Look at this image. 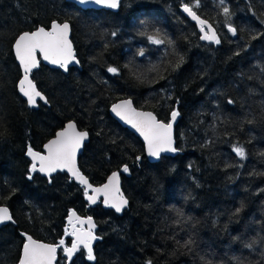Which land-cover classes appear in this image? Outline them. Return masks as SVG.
I'll use <instances>...</instances> for the list:
<instances>
[{
	"label": "trees",
	"instance_id": "obj_1",
	"mask_svg": "<svg viewBox=\"0 0 264 264\" xmlns=\"http://www.w3.org/2000/svg\"><path fill=\"white\" fill-rule=\"evenodd\" d=\"M196 2L184 3L212 24L220 44L200 39L181 0H121L118 12L0 0V206L14 221L0 229V264H18L24 233L70 246L73 211L94 218L99 240L94 263L80 249L72 264H264V0H224L230 17L219 0ZM56 21L71 25L81 67L64 74L42 64L32 78L49 105L33 110L19 93L14 43ZM157 30L172 43L153 44ZM125 99L166 123L179 110L176 156L149 162L141 140L110 115ZM70 121L89 133L79 168L93 186L128 166L122 216L102 203L90 208L67 174L48 180L30 170L28 146L43 152ZM66 262L60 249L57 264Z\"/></svg>",
	"mask_w": 264,
	"mask_h": 264
},
{
	"label": "snow or ice",
	"instance_id": "obj_2",
	"mask_svg": "<svg viewBox=\"0 0 264 264\" xmlns=\"http://www.w3.org/2000/svg\"><path fill=\"white\" fill-rule=\"evenodd\" d=\"M89 0H80V3H88ZM97 5H103L107 8L116 9L120 6V0H93ZM221 5H224V0H219ZM198 0L195 7H198ZM184 11L189 14L192 20L197 21L200 31L203 33L200 36L201 40L209 41L211 43L220 44L221 40L215 28L206 19H202L193 10L192 7L184 5ZM223 15L230 17L229 8L223 6ZM228 31L233 35L236 34V28L230 23L227 25ZM70 25L67 22L51 24L50 30L45 27H38L35 31L24 32L18 36L14 43L15 56L19 60L23 68V78L19 81V91L27 97L29 105L36 106V98L45 99L42 94L36 89L35 84L29 78V74L34 68L39 66L37 53H42L43 59L49 61L54 65H59L65 71L68 70V65L76 60L75 52L72 42L69 39ZM146 34V33H142ZM112 35H116L115 32ZM153 44H171V40L161 37L159 30L153 35L148 36ZM144 55L141 49L138 53ZM78 63V61H76ZM184 62L181 56L174 66V70L179 68ZM128 67V65H125ZM155 70V69H153ZM108 71L114 74L118 73V69L109 67ZM138 79L140 77H137ZM164 78V77H161ZM47 102V101H45ZM232 103V101H229ZM112 111L119 116L126 123L130 124L143 136L147 144V153L150 157L159 158L162 152H176L178 149L174 146L173 138V124L179 116V110L173 109L170 113V121L165 123L159 120L153 112L137 110L132 106L131 99L122 100L120 103L112 106ZM87 131H78L75 122L70 121L61 131L55 134V138L48 141L44 145L46 154L34 151L31 145L27 148V155L32 158L30 170L36 172L37 170L48 174L56 172L57 170H67L72 178L79 182L85 188V195L87 199L93 204L97 202L101 195L104 196L103 203L115 208L117 212L123 210L128 204V200L124 197L119 187L118 172H113L109 177L108 182L102 187H93L89 183L88 178L79 170L76 165L77 153L83 145L84 140L88 137ZM233 150L241 159L246 158V152L242 146L234 145ZM140 157H137L139 160ZM39 164V168H37ZM123 172H129L127 165L123 166ZM31 178V177H29ZM88 190H91L93 195H88ZM240 210L237 209V212ZM13 217L7 207H0V223L5 221H12ZM75 221V222H74ZM14 222V221H13ZM68 224L72 229L66 234L74 237L71 246H66L65 240L61 239L57 244H48L36 239L27 233L22 234L25 237V242L22 247V254L18 264H56L57 251L62 249L68 258H71L81 248L87 252V258L94 260L93 242L97 240L94 233L95 224L91 217L82 219L76 215L75 211L68 217ZM88 225L85 229L77 227ZM192 243L187 241L184 245L187 247ZM255 243V242H253ZM252 247V244L246 245ZM151 264V261L148 262Z\"/></svg>",
	"mask_w": 264,
	"mask_h": 264
},
{
	"label": "water",
	"instance_id": "obj_3",
	"mask_svg": "<svg viewBox=\"0 0 264 264\" xmlns=\"http://www.w3.org/2000/svg\"><path fill=\"white\" fill-rule=\"evenodd\" d=\"M68 2H71V3H74V4H76L78 7H80L81 9H83V10H107V11H111V12H118L119 11V9H120V6L118 7V8H116V9H111V8H107V7H105V6H103V5H97V4H95L94 2H93V0H89V2L88 3H80V0H67ZM183 3H184V0H181ZM120 3H121V0H120ZM184 5H186V4H184ZM184 5H183V7H182V11H183V13L185 14V16L188 18V19H190L193 23H195L197 26H198V23H197V21H194V20H192V18L189 16V14L188 13H186L185 11H184ZM189 6V5H188ZM190 7V6H189ZM57 23H59V22H57ZM68 23V22H67ZM62 24V23H61ZM69 24V23H68ZM70 25V24H69ZM198 28H199V26H198ZM200 29V28H199ZM49 30H50V28H49ZM216 30V29H215ZM216 32H217V30H216ZM202 33V32H201ZM203 34V33H202ZM218 34V33H217ZM69 39L71 40V42H72V28H71V25H70V33H69ZM203 42H206V43H211V42H209V41H205V40H203ZM72 46H73V49H74V52H75V57H76V51H75V48H74V44H73V42H72ZM14 54H15V50H14ZM16 57V56H15ZM17 59V58H16ZM37 59H38V61H39V66L37 67V68H34L32 71H31V73L29 74V78L33 81V83L35 84V86H36V89L42 94V96L45 98V99H41L40 97H37L36 98V106H32V105H29V107L31 108V109H34V110H37V109H39V105L40 104H42V105H44V106H46V105H48V101H47V98L45 97V95L38 89V87H37V85H36V83L34 82V80H33V78H32V76H33V72H35L36 70H38L39 68H40V66H41V64H43V65H45V66H47V67H49V68H51V69H60L64 74H68V71H69V69L70 68H73V67H77V68H80V63H79V60L77 59V57H76V60L75 61H73L72 63H70L69 65H68V70L67 71H65L63 68H61L59 65H54V64H52V63H50L49 61H46V60H44L43 59V55H42V53H37ZM76 61H78V63L76 62ZM17 62H18V64L20 65V62H19V60L17 59ZM20 68H21V71H22V76H23V68H22V66L20 65ZM23 78V77H22ZM18 89H19V86H18ZM19 93H20V95L27 101V97H25L20 91H19ZM45 101H47V102H45ZM122 100H120V101H118V102H116L115 104H117V103H120ZM132 101V100H131ZM28 103V102H27ZM114 105V104H113ZM112 105V106H113ZM112 106H111V108H110V115L122 126V127H124V128H126V129H128L130 132H132L133 134H135L141 141H142V143L144 144V146H145V154H146V157H147V159L149 160V162H151V163H158L159 161H160V159H161V157H163V156H176L177 154H178V151H176V152H162L161 154H160V157L159 158H155V157H150L149 155H148V153H147V144H146V141L144 140V138H143V136L140 134V132H138L135 128H133L130 124H128V123H126L124 120H122L119 116H117L113 111H112ZM132 106L134 107V108H136L135 107V105H134V103H133V101H132ZM137 109V108H136ZM137 110H139V109H137ZM142 111V110H141ZM154 115H156V114H154ZM157 117V116H156ZM158 118V117H157ZM178 121H179V116L177 117V119H176V121H175V123L173 124V138H174V141H175V129H176V126H177V124H178ZM68 124V123H67ZM66 124V125H67ZM66 125H65V127H66ZM77 125V124H76ZM64 127V128H65ZM62 130V129H61ZM60 130V131H61ZM77 130L78 131H83V130H80L79 129V127L77 126ZM59 132V131H58ZM89 134V133H88ZM55 138V136L52 138V139H54ZM89 142V135H88V137H87V139L86 140H84V142H83V145H82V147L80 148V150L78 151V153H77V157H76V165H77V167L79 168V159H80V156L82 155V153H83V150H84V148H85V145L87 144ZM48 143V142H47ZM46 143V144H47ZM45 144V145H46ZM174 146L176 147V144L174 143ZM41 153V152H40ZM41 154H46V149H45V147H44V149H43V152L41 153ZM29 157V156H28ZM29 159L32 161V158L31 157H29ZM32 163H33V161H32ZM37 168H39V164H37ZM123 169V168H122ZM122 169L120 170V171H115V172H118L119 174H120V176H119V187H120V191L123 193V195H124V197L127 199V197H126V195H125V193H124V191H123V186H122ZM79 170H80V168H79ZM81 171V170H80ZM33 173H35V174H39V175H41V176H43V177H45L46 179H48V180H50L52 177H54L55 175H57V174H59V173H66L72 180H74L78 185H80V186H82L81 184H79V182L78 181H76L74 178H72V176H71V174L67 171V170H63V171H61V170H57L56 172H53V173H51V175L49 176L48 174H46V173H43V172H40V171H36V172H33ZM127 173H129V172H127ZM112 175V173L108 176V178H107V180L105 181V183L104 184H106L107 182H108V179H109V177ZM88 181H89V179H88ZM89 183H90V181H89ZM91 184V183H90ZM104 184H102V185H100V186H96V187H102ZM93 186V185H92ZM83 188H84V186H82ZM94 188H95V186H93ZM88 195H93V193L91 192V190H88ZM86 198H87V196H86ZM103 200H104V196L103 195H101L100 197H99V199L97 200V202L95 203V204H93L91 201H89L88 199H87V201L89 202V206L91 207V208H94L96 205H98L99 203H100V201L102 202V205H103V207L104 208H106V209H111V210H113L118 216H122L123 214H124V211L129 207V200H128V204H127V206H125L124 208H123V210L122 211H120V212H117L116 210H115V208H113V207H110L109 205H106V204H104L103 203ZM0 207H6V206H0ZM8 208V207H7ZM9 209V208H8ZM9 211H10V213H11V210L9 209ZM76 213V212H75ZM72 214V213H71ZM70 214V215H71ZM11 215H12V213H11ZM76 215L77 216H79L77 213H76ZM13 217V216H12ZM80 218H82V219H86V218H88V217H91V216H87V217H81V216H79ZM92 218V220H93V222H94V224H95V228H94V233H95V231H96V229H97V226H96V223H95V220H94V218L93 217H91ZM13 221V220H12ZM12 221H5V222H3V223H0V228H2L3 226H6V225H8V224H10ZM75 222V221H74ZM78 228L79 227H83V228H87L88 227V225H83V226H81V225H79V224H77L76 225ZM72 231V229L70 228V232ZM96 235V234H95ZM73 239H74V237H73ZM39 241V240H38ZM97 241H98V239L97 240H95L94 242H93V248H94V245L97 243ZM42 242V241H41ZM45 243V242H44ZM58 251H59V249H58ZM58 251H57V256H58ZM65 253V252H64ZM93 253H94V251H93ZM76 254H77V252L71 257V258H68L67 256V259H68V261H67V264H71L72 263V261H73V259L75 258V256H76ZM65 255H66V253H65ZM95 256V255H94ZM91 262H95V259L94 260H90ZM56 262H57V260H56Z\"/></svg>",
	"mask_w": 264,
	"mask_h": 264
},
{
	"label": "rangeland",
	"instance_id": "obj_4",
	"mask_svg": "<svg viewBox=\"0 0 264 264\" xmlns=\"http://www.w3.org/2000/svg\"><path fill=\"white\" fill-rule=\"evenodd\" d=\"M56 22H57V21H56ZM59 23H60V22H59ZM66 124H67V123H66ZM66 124H65V125H66ZM6 226H7V225H6ZM3 227H4V226H3ZM0 229H1V228H0Z\"/></svg>",
	"mask_w": 264,
	"mask_h": 264
},
{
	"label": "flooded vegetation",
	"instance_id": "obj_5",
	"mask_svg": "<svg viewBox=\"0 0 264 264\" xmlns=\"http://www.w3.org/2000/svg\"><path fill=\"white\" fill-rule=\"evenodd\" d=\"M72 239H73V238H72ZM66 246H68V245L66 244ZM70 246H71V245H70ZM70 246H69V247H70Z\"/></svg>",
	"mask_w": 264,
	"mask_h": 264
}]
</instances>
